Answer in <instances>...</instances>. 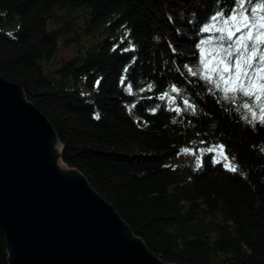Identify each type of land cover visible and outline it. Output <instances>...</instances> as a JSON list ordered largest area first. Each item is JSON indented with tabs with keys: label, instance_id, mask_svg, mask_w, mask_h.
<instances>
[{
	"label": "trees",
	"instance_id": "obj_1",
	"mask_svg": "<svg viewBox=\"0 0 264 264\" xmlns=\"http://www.w3.org/2000/svg\"><path fill=\"white\" fill-rule=\"evenodd\" d=\"M232 6L0 0V75L55 127L66 164L165 262L264 264V126L253 128L217 103L184 67L198 63L196 45L207 38L200 28ZM173 85L181 90L174 107L187 98L195 115L177 116L157 99ZM218 144L235 158L237 173L214 164V153H202L199 168L190 161ZM183 148L192 155L178 159ZM8 257L0 226V264Z\"/></svg>",
	"mask_w": 264,
	"mask_h": 264
},
{
	"label": "water",
	"instance_id": "obj_2",
	"mask_svg": "<svg viewBox=\"0 0 264 264\" xmlns=\"http://www.w3.org/2000/svg\"><path fill=\"white\" fill-rule=\"evenodd\" d=\"M65 147L26 91L0 75V226L9 264H174L66 164Z\"/></svg>",
	"mask_w": 264,
	"mask_h": 264
},
{
	"label": "snow or ice",
	"instance_id": "obj_3",
	"mask_svg": "<svg viewBox=\"0 0 264 264\" xmlns=\"http://www.w3.org/2000/svg\"><path fill=\"white\" fill-rule=\"evenodd\" d=\"M200 32L207 34V38L196 45L197 65L184 66L187 74L203 81L209 92L218 95L217 103L231 105L249 126H264V0H233V6L227 12L217 11L200 28ZM99 83L96 82L97 86ZM121 83H124L123 78ZM152 87L150 84L149 90ZM127 91L132 93L131 86ZM180 95L181 90L173 85L157 99L166 102L167 110L175 112L177 116L188 111L195 115L196 106L187 98L182 99V108L174 107ZM159 107L156 105L151 109L152 114ZM189 151L188 148L181 149V153L187 154ZM200 152L216 153L227 161L223 163L227 171H239L233 162L235 158H229L222 144L200 149ZM217 155L212 157L214 164L221 163ZM196 167H201L199 158Z\"/></svg>",
	"mask_w": 264,
	"mask_h": 264
},
{
	"label": "rangeland",
	"instance_id": "obj_4",
	"mask_svg": "<svg viewBox=\"0 0 264 264\" xmlns=\"http://www.w3.org/2000/svg\"><path fill=\"white\" fill-rule=\"evenodd\" d=\"M195 153L197 154V157H196V158H190V161H191L193 164H196L197 158H199L200 155L202 154L200 151L195 152ZM188 154H189V155H192V154H190V153H187V154H185V153H180V154L178 155V159H183V160H184V158H186ZM214 154L217 155L216 153H214ZM189 155H188V156H189ZM217 159H220L221 162L225 163V161L223 160V158L220 157V156H218V155H217ZM177 161H178V160H177Z\"/></svg>",
	"mask_w": 264,
	"mask_h": 264
}]
</instances>
